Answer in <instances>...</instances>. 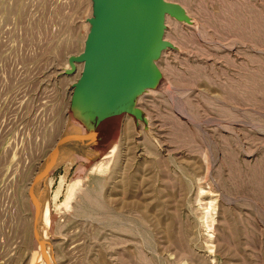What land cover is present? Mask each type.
I'll return each instance as SVG.
<instances>
[{
	"label": "rangeland",
	"instance_id": "obj_1",
	"mask_svg": "<svg viewBox=\"0 0 264 264\" xmlns=\"http://www.w3.org/2000/svg\"><path fill=\"white\" fill-rule=\"evenodd\" d=\"M0 264H264V0H0Z\"/></svg>",
	"mask_w": 264,
	"mask_h": 264
},
{
	"label": "bare ground",
	"instance_id": "obj_2",
	"mask_svg": "<svg viewBox=\"0 0 264 264\" xmlns=\"http://www.w3.org/2000/svg\"><path fill=\"white\" fill-rule=\"evenodd\" d=\"M160 15V14H159ZM158 16V15H157ZM157 16H156V18H157ZM159 17V16H158ZM154 14H152L151 15V17H150V20H149V22H148V24H147V26H146V28L144 29V31L141 33V34H139V36H140V43H139V51H140V49H142V46H143V43H144V41H145V39H146V37H148V34H149V30H151V28H152V25H153V21H154ZM158 22V21H157ZM157 24V23H156ZM145 25V24H144ZM156 26V25H155ZM155 26L153 27V29L152 30H156V28H155ZM143 30V29H142ZM152 32V31H151ZM151 36V35H150ZM146 43V42H145ZM132 49V48H131ZM138 51V52H139ZM104 58H103V55H102V52H101V50L99 49V50H92L91 52H90V64H91V69H90V72H89V74H88V77H87V79L86 80H84V82L82 83V87H86L88 84H89V79H90V76H91V73H92V71H93V69L95 68V62H99V61H102ZM94 67V68H93ZM130 69H131V67L128 69V70H126L127 71V73H125V84H124V88L123 89H125V92H126V86H127V80H128V78H129V74H130ZM95 70V69H94ZM125 71V72H126ZM122 79V78H121ZM120 83H121V81H120ZM120 87H121V90H120V93L117 95V97L115 98L117 101H119L118 103H117V105H114V109L112 110V111H109V115L107 116V114L108 113H106L104 116L103 115H101L100 117H99V120L97 119L96 120V122L92 125L93 127L92 128H84V126L83 127H78V128H76V129H74L73 130V132H72V134L71 135H68V137H67V141H68V143L69 142H71L74 138H76L77 136H79V135H77V134H80V133H87L88 135H91V136H96V135H99L100 134V132L101 131H96V129L99 127H101V126H103V124L104 125H109V127H111V124H114L115 126L118 124V119H116V117H115V114H116V111H117V108L120 106V104L123 102V100H124V98H123V89H122V86L120 85ZM82 130H81V129ZM76 135V136H75ZM71 136H74L73 138H71ZM65 141H63V142H61L60 143V145H59V147H63V143H64ZM59 147L57 148V150H56V152H55V154L59 151ZM51 159V158H50ZM46 165H48V164H46V162H44V164L42 165V168L44 167V166H46ZM41 168V169H42ZM40 169V170H41ZM40 172V171H39ZM39 172H38V174H39ZM35 191H36V200H37V202H36V204H35V215H37V219H36V232H37V235H38V237H40L42 240H44V242L45 243H47V245H48V243H49V239H48V236H47V233L45 232V228L43 227V224H42V221H40V219H39V215H40V204H41V199H40V194H41V189H40V187H39V184H38V181H37V179L35 180ZM42 214H43V210H42ZM44 222V221H43ZM45 233V234H44ZM47 247V246H46ZM49 247V246H48ZM49 251V250H48Z\"/></svg>",
	"mask_w": 264,
	"mask_h": 264
},
{
	"label": "water",
	"instance_id": "obj_3",
	"mask_svg": "<svg viewBox=\"0 0 264 264\" xmlns=\"http://www.w3.org/2000/svg\"><path fill=\"white\" fill-rule=\"evenodd\" d=\"M155 24H156V19L153 21V25H152V28H151V30L153 29V27L155 26ZM151 30H149V32L151 31ZM144 31V30H143ZM128 56V55H127ZM132 56L131 55H129L128 57H126V60H125V62H124V64H123V67L125 66V70L129 67V65H130V63H131V60H132ZM104 62V59L102 60V61H99V62H95V73H94V75L95 74H97V73H99L100 71H102L103 70V66H105V68H107L108 66H106V64H104L103 63ZM103 63V64H102ZM89 65L91 66V64L89 63ZM92 67V66H91ZM93 72V71H92ZM106 75V74H105ZM94 77V76H93ZM95 78H99V79H101V76L100 75H97ZM93 79V78H92ZM89 83H92V81H91V76H90V79H89ZM102 82L100 81V84H101ZM104 83V82H103ZM124 84H125V72H123V74H122V79H121V83H120V85L122 86V89L124 88ZM101 86V85H100ZM125 89H123V98L125 99ZM125 102L123 101L121 104H120V107H119V109L118 110H122V108H123V106L125 105L124 104ZM75 139V138H74ZM73 139V140H74ZM72 140V141H73ZM72 141L68 144V145H64L62 148L61 147H59V151L57 152V155H56V157L48 164V165H46V166H44L41 170H40V172H39V174L37 175V178L36 179H42V177H43V175L49 170V169H51L58 161H60L61 160V158L63 157V155L67 152V150L69 149V147H70V145H71V143H72Z\"/></svg>",
	"mask_w": 264,
	"mask_h": 264
},
{
	"label": "crops",
	"instance_id": "obj_4",
	"mask_svg": "<svg viewBox=\"0 0 264 264\" xmlns=\"http://www.w3.org/2000/svg\"><path fill=\"white\" fill-rule=\"evenodd\" d=\"M77 142H79V141L75 140L74 142L71 143L69 149H68L67 152H66V155L69 154V153H71L72 151H78V148H79V147L76 146V143H77ZM74 145H75V146H74ZM66 157H67V156H66Z\"/></svg>",
	"mask_w": 264,
	"mask_h": 264
}]
</instances>
